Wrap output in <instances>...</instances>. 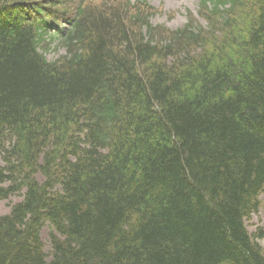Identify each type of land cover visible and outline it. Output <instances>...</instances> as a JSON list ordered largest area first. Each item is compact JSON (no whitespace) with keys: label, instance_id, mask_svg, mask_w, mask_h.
<instances>
[{"label":"trees","instance_id":"trees-1","mask_svg":"<svg viewBox=\"0 0 264 264\" xmlns=\"http://www.w3.org/2000/svg\"><path fill=\"white\" fill-rule=\"evenodd\" d=\"M202 6L0 0V264H264V0Z\"/></svg>","mask_w":264,"mask_h":264},{"label":"rangeland","instance_id":"rangeland-1","mask_svg":"<svg viewBox=\"0 0 264 264\" xmlns=\"http://www.w3.org/2000/svg\"><path fill=\"white\" fill-rule=\"evenodd\" d=\"M68 5L85 7L89 10H105L109 12L111 8L119 9L121 14L127 15V19L136 14H143L150 18L154 26L163 27L166 30L174 31L183 28L189 21L195 25L208 28L217 20L211 13H208L202 6V0H66ZM67 5H65L66 8ZM46 57L53 61L65 54L62 44L58 39H54L47 46ZM20 197H12L8 201L0 202V216L10 212L13 204L20 201ZM248 232L255 238L259 230L264 229V206L258 214L253 215L246 221ZM50 227H45L42 232V239L45 250L49 252ZM258 243L264 247L263 241Z\"/></svg>","mask_w":264,"mask_h":264}]
</instances>
